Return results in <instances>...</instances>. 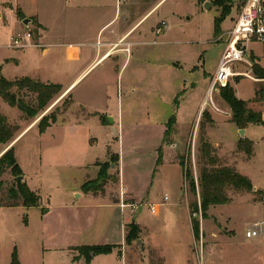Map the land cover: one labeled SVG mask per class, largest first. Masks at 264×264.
I'll return each instance as SVG.
<instances>
[{
  "label": "rangeland",
  "instance_id": "obj_1",
  "mask_svg": "<svg viewBox=\"0 0 264 264\" xmlns=\"http://www.w3.org/2000/svg\"><path fill=\"white\" fill-rule=\"evenodd\" d=\"M118 1L124 17L128 0ZM245 1L228 0L221 4L217 0H165L129 39L147 43H126L132 56L124 69L120 71L121 62L113 56L93 73L101 75L98 91L88 92L85 85L74 91L76 102L90 98L97 105L107 91L110 112L118 116L123 111L124 137L121 132L119 137L116 129L114 134L113 130L106 131L95 120L81 124L64 121L89 117L83 107L72 110L69 95L55 96L35 117H27L0 96L1 111L19 126L18 136L37 122L17 144L16 157L28 186L39 190L43 203L40 208L31 209L0 207V264H12L14 254L18 264H264V239L246 236V230L264 213V122L249 124L242 136L240 128L231 121L232 111L222 98V89L209 91L225 47L223 34L233 27ZM0 3V13L16 5L23 4L27 10L33 7L31 0ZM222 11L228 12L224 18ZM133 12H138L136 6ZM11 14L7 13L6 22L0 21V62L16 55L20 60L17 64L11 60L4 75L32 76L35 57L20 50L28 45L15 48L10 44L11 36L17 33ZM152 24L159 33L151 31ZM148 27L151 28L147 31ZM34 30L35 27L31 30L33 41L37 37ZM252 49V65L236 64L235 76L228 85L236 90L237 97L248 102L249 108L260 111L264 121V82L239 75L247 71L255 76V62L264 67V44L255 43ZM20 96L29 102L35 100V95L27 91ZM173 114L177 122L160 156L161 126ZM51 115L63 122L41 132L38 125L50 120ZM102 120L108 122L103 114ZM202 121L206 124L205 138L215 147L220 164L235 168L252 183L250 190L227 188L229 200L210 205L205 215L199 189ZM245 137L253 141L251 156L238 148L239 140ZM4 148L0 144V155ZM115 153L119 155L118 163L111 162ZM180 157L195 178L194 192L185 180ZM91 161L87 170L85 166ZM101 169L107 170L109 178L101 196L76 197L74 188L86 178L95 179ZM123 174L125 182L120 184ZM1 179L0 201L11 202L9 189L15 185V177L7 170ZM128 184L138 193L151 188V199L146 197L134 211L115 204L126 199ZM192 203L198 204V212H192ZM152 205L157 207L156 212ZM29 209V214L23 212ZM192 217L200 221L198 238L193 232ZM132 221L140 232L137 239L127 244L126 233ZM102 244L120 246L93 256L89 263L76 248Z\"/></svg>",
  "mask_w": 264,
  "mask_h": 264
},
{
  "label": "crops",
  "instance_id": "obj_2",
  "mask_svg": "<svg viewBox=\"0 0 264 264\" xmlns=\"http://www.w3.org/2000/svg\"><path fill=\"white\" fill-rule=\"evenodd\" d=\"M31 1L33 3L31 10H27L26 6L22 4L21 7L16 5L15 8L10 7L5 13H0V21L6 22L7 13L12 12L11 20L16 23L17 30L15 31L17 33L31 31L32 28L35 27L33 33L35 32L37 35L36 40L33 41L31 38L27 41L29 46L24 49H20L22 50L21 53L28 52L33 54L35 57L33 58L32 62V68L35 72L32 76L24 75L21 77L28 76L44 83H56L62 85L61 97L66 95L70 96L72 99V110L74 108L77 109V107H83L89 113V117L85 119L76 117V119H68L64 121H69L71 124H81L87 122L88 120H95L101 126H103L106 131L107 129L113 130L115 128L118 132V136L120 137L121 132L124 137L125 124L123 120V111L122 113H118V116L110 112V96L108 95L107 91H105L102 95V101L98 105L90 98H88L89 100L87 98L80 99L79 103L76 102L74 98V91L79 86L83 87L84 85V88L88 92L94 93L95 91H98V87L96 85L101 81V75L99 74L94 76L93 73L102 63L106 62L113 56H115L116 62H121L120 71H122L127 62L131 60L132 56L126 49V43H130V45L132 43L143 45L147 43H143L144 41L142 40L131 42L129 39L142 28L148 19L152 18V16L163 6V4H165V0H128L129 3L127 2L126 10L123 13L124 17H121L122 10H119V5L121 4L118 0H116L115 4L113 3V0ZM135 6L138 10L137 13L133 12ZM1 7H3V4ZM17 8L21 9L24 18L31 19L28 25L22 23L23 19L17 16ZM154 25L155 24H152V28L148 27L147 31L151 28V31L159 33V28L156 29ZM165 31L166 30H163L162 33H165ZM106 32L107 34L105 35ZM142 34L145 33H141V35ZM101 38H103V40H101ZM11 60H14L17 64L20 60V56L16 55L15 57L6 58L4 62L1 61L2 64L0 62L3 75L4 70L6 69L5 66H7ZM116 66H119V64H116ZM21 77L6 78L9 80H14ZM102 114L106 117L108 121L107 123L102 120ZM109 117H112L113 121H110ZM58 122L60 123L63 121ZM58 122L56 121L55 123ZM167 122L168 121L164 122L161 126L163 130L162 146L164 145V133ZM53 124H51L49 127H52ZM31 126H37V122H34L29 127H27L26 130H24L8 146H14L15 155L17 144L25 136L26 131ZM246 129L247 127L245 128V133ZM93 141L94 139H92V142ZM109 145L110 144L107 145V149ZM107 149L105 154L107 153ZM95 160L96 159L93 161ZM93 161L89 162L85 168H87V166ZM24 177L27 182L25 173ZM86 181L87 178L74 188V195L76 197H82L87 194L101 196V193L93 194L91 192H85L82 190V185ZM121 182H125L124 174L123 179H121L120 176V184ZM34 191L39 193V190ZM128 191V194H126V200L129 198V201H133L137 204H141V201L144 203L146 197L151 199L152 196L151 188H147L143 191V193H138L135 187H131L128 184ZM123 195H125V193H123ZM41 204H43L42 197L40 205L37 207L40 208L42 206ZM115 204L120 206V203ZM20 206L22 205L13 207ZM31 208L33 207H30V209ZM30 209L24 210L23 212L29 214ZM48 211L49 209L46 207V212Z\"/></svg>",
  "mask_w": 264,
  "mask_h": 264
},
{
  "label": "trees",
  "instance_id": "obj_3",
  "mask_svg": "<svg viewBox=\"0 0 264 264\" xmlns=\"http://www.w3.org/2000/svg\"><path fill=\"white\" fill-rule=\"evenodd\" d=\"M228 0H217L218 3L223 4ZM225 4V3H224ZM1 7V3H0ZM228 12L222 11L223 18ZM16 14L19 18L24 19V15L20 8L16 9ZM38 26V25H36ZM253 72L256 77L264 78V67L255 62ZM222 89V98L229 105L232 111L231 121L234 122L238 128L245 129L249 124H262L263 114L260 111H255L248 107V102L237 97L236 90L227 84ZM262 98H264V89H262ZM27 91L35 95L33 102L26 101L20 93ZM62 93V85L56 83H44L40 80H35L31 77L25 76L14 80L7 79L2 74V66L0 65V96L5 102L12 107L19 108L27 117H35L39 111L45 109L49 102L55 96ZM24 95V94H23ZM71 104V103H70ZM207 116L206 114L204 117ZM102 118V116H101ZM47 117H43V120ZM47 122L43 121L38 125L41 132H44L51 124L57 121L56 115L48 117ZM209 119V118H208ZM211 121V120H210ZM177 122L176 115L173 114L167 124L164 133V142L167 137L173 132L174 125ZM19 126L12 124L8 117L2 113L0 108V144L5 145V148L0 155V189L3 184L1 179L3 174L10 170L15 177V185L9 189V198L11 202L2 203L0 207H13L22 205L26 208L37 207L40 205L41 196L36 191L32 190L26 180L18 179V176L24 175V171L20 166L15 155L14 146L10 143L18 136ZM206 124L204 121L200 124L199 135V189H200V207L203 214L210 205L226 203L229 198L226 194V189L231 187L236 190H250L252 188L251 180L244 174L238 172L235 168L229 165L220 164L219 157L216 153L215 147L205 138ZM8 147V148H7ZM238 148L246 152L248 156L253 153V141L249 138H241L238 142ZM160 156L163 153V146L159 148ZM112 161L118 163L119 155L115 153L111 156ZM180 164L183 169L185 180L189 182L191 190H196V182L193 177L188 163L183 157H180ZM108 168V167H107ZM106 169H101L98 176L93 180H88L82 185V190L99 194L104 191V187L108 182ZM192 212H198V204L192 203ZM192 228L196 238L200 235V221L192 217ZM129 229L126 233V242L130 244L133 240L138 238L140 228L137 223L131 222L128 224ZM120 245L102 244V245H82L76 248L84 255L86 261L89 263L91 258L97 254H106L113 251L115 247ZM18 264L16 254H14L13 263Z\"/></svg>",
  "mask_w": 264,
  "mask_h": 264
},
{
  "label": "built area",
  "instance_id": "obj_4",
  "mask_svg": "<svg viewBox=\"0 0 264 264\" xmlns=\"http://www.w3.org/2000/svg\"><path fill=\"white\" fill-rule=\"evenodd\" d=\"M223 36H225V47L217 69L211 78L210 93L227 86L235 76L234 66L236 64L247 62L252 65L250 61L252 45L255 43L264 44V0H246L233 27L226 31ZM31 38V31L16 33L11 36L10 44L15 48H24L29 44L27 41ZM239 75L264 82V78L252 76L247 71L239 72ZM125 200L121 201L122 209L130 208L131 211H134L138 207L137 203ZM151 209L153 212L157 211V207L154 205L151 206ZM246 236L264 239V213L260 220L246 230Z\"/></svg>",
  "mask_w": 264,
  "mask_h": 264
},
{
  "label": "water",
  "instance_id": "obj_5",
  "mask_svg": "<svg viewBox=\"0 0 264 264\" xmlns=\"http://www.w3.org/2000/svg\"><path fill=\"white\" fill-rule=\"evenodd\" d=\"M209 4H210V2L205 3L206 7H208ZM30 21H31L30 18H24V19H23V23L26 24V25H28ZM109 118H110V121H113V118H112V117H109ZM113 132H114V133L116 132L115 128L113 129ZM240 132H241V135L244 136V134H245V129H240ZM18 179L24 180L25 177H24V175H21V176H18Z\"/></svg>",
  "mask_w": 264,
  "mask_h": 264
}]
</instances>
